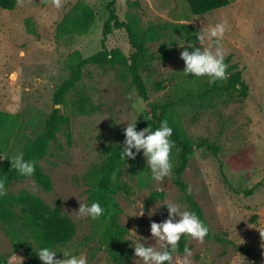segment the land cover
<instances>
[{
    "label": "rangeland",
    "instance_id": "rangeland-1",
    "mask_svg": "<svg viewBox=\"0 0 264 264\" xmlns=\"http://www.w3.org/2000/svg\"><path fill=\"white\" fill-rule=\"evenodd\" d=\"M228 1V5L198 16L190 14L185 0L116 1L121 20L131 13L139 17L143 26L164 22L190 25L197 34L205 36L203 42L198 40L201 48L211 43L207 29L223 22L226 30L220 46L225 57L231 55L230 62L236 64L248 86V96L243 100H239L236 92H229L200 100L188 97L177 106L183 130L194 147L182 179L202 209L212 234L209 240L190 238V264H264V0ZM77 2L93 10L92 24L81 36L58 35L60 22ZM107 2L60 0L57 7L53 0H17L13 10L0 9V111L17 115L21 123L6 153L0 155V168L4 156L21 152L25 142L41 130L53 108L52 94L69 73V55L77 53L86 58L100 50ZM173 38L177 40L173 56L165 62L153 63L155 73L148 81L150 102L172 98L176 83L183 78L188 80L179 55L185 44L178 34ZM105 44L107 49L118 48L125 56L131 52L123 31H114ZM149 46L151 52H158V44ZM117 69L87 66L83 70L77 89L89 98L92 111L72 113L71 103L57 107L68 114L69 129L57 134V142L50 144L46 156L38 162L51 181V191L44 192L31 178L13 183L10 188L13 193L27 190L48 205L59 206L76 226V234L64 251L83 253L88 264L111 262L103 250L97 249L92 219L76 211L79 203H87L86 175L121 138L127 121L136 116L137 121L149 118L146 102ZM206 79V76L197 79L194 86L201 88ZM155 82L161 84L157 90ZM189 82L185 88L192 85ZM76 98L73 92L70 99ZM201 143L216 146L218 152L213 154L205 146L198 147ZM139 162L137 174L124 177L132 194L115 197L120 208L118 221L128 225L130 264H143L133 255L130 243L135 237L130 230L148 237V243L154 244L150 222H160L168 216L163 205H159L172 201L187 208L172 181L173 163L169 176L155 181L140 154ZM249 189H253L251 195L245 196ZM152 191H161L164 197L146 205ZM156 207L157 212L150 215V210ZM216 237L224 242H217ZM156 246L159 247L158 243ZM0 253L7 264H26L23 253L13 250L1 230ZM182 257L183 253L175 254L172 264Z\"/></svg>",
    "mask_w": 264,
    "mask_h": 264
},
{
    "label": "trees",
    "instance_id": "trees-1",
    "mask_svg": "<svg viewBox=\"0 0 264 264\" xmlns=\"http://www.w3.org/2000/svg\"><path fill=\"white\" fill-rule=\"evenodd\" d=\"M116 1L108 0L105 5L107 17L102 24L100 50L89 57L82 58L77 53L69 55L67 66L69 73L54 90L51 101L53 108L45 117L41 130L33 139H28L21 152L26 160L36 162L35 172L32 177L20 176L16 170L10 167V159L5 156L0 168V177H6V194L0 197V230L9 239L14 251H21L25 257L26 264H42L36 256L38 246H47L64 251L76 234V226L70 217L65 215L59 206L52 207L41 198L29 193L27 190L13 193L11 185L24 179L35 180L44 192L51 191V181L43 172L38 162L42 160L50 147L57 142V134L63 129L68 131L70 119L65 111L55 106L72 104L73 112L84 114L92 111L89 98L78 90V84L82 80L83 70L87 66L99 68H118V72L125 75L130 85L135 89L137 96L146 102L149 118L137 121V130L150 125L153 129L159 126L162 119H167L169 126L173 129L171 140L175 145L170 153L171 162L174 164L172 181L178 191L182 194L184 203L188 210L194 211L198 217L207 225L208 234L204 237L212 238L209 226L204 218L202 209L195 201L189 191L187 183L182 179L188 160L194 152V147L185 134L177 106L183 99L198 97V100L236 92L239 100L248 96V86L241 77V71L236 64L230 62L231 55L225 57L224 62L228 65L225 80H217L209 84L208 78L203 80L201 88L194 86L197 79L191 74L176 83L172 90V98L166 101H149L148 81L151 74L155 73L153 63L165 62L174 54L177 40L175 34L185 44V48L191 45L200 47L197 33L188 24L148 23L143 26L136 14L128 13L125 20H121L116 11ZM190 14L198 16L228 5V0H185ZM17 0H0V9L11 11L15 8ZM93 10L83 2H77L72 9L66 13L57 28L58 35L81 36L85 34L92 24ZM114 31H123L130 46V54L125 56L118 48L107 49L106 40ZM159 45L157 53L150 51V44ZM169 47V48H168ZM173 47V48H170ZM190 50V49H189ZM189 88H185L188 82ZM189 82V84H190ZM155 89L161 87L160 82H155ZM75 92L77 98L71 100V94ZM71 100V101H70ZM21 127L18 116L0 111V155L5 154L9 142ZM124 139L123 130L121 138L111 145L106 151L104 160L89 171L86 175L88 186L87 203L98 201L105 209L104 215L97 220H92L93 235L97 238V249L103 250L111 264H130L132 250L126 239L128 225L119 223L118 213L120 208L115 201L117 194L129 197L132 194L131 186L124 180L125 176L134 177L139 166V154L134 160L120 158V146ZM205 146L213 154L218 152L214 145L201 143L198 147ZM253 189L244 192L245 196L251 195ZM164 193L152 191L149 193L145 204L162 199ZM217 242H224L221 238H215ZM190 238L181 236L178 249L175 254H182L183 248L188 246ZM56 258H62L58 252ZM0 264H7L0 253Z\"/></svg>",
    "mask_w": 264,
    "mask_h": 264
},
{
    "label": "clouds",
    "instance_id": "clouds-1",
    "mask_svg": "<svg viewBox=\"0 0 264 264\" xmlns=\"http://www.w3.org/2000/svg\"><path fill=\"white\" fill-rule=\"evenodd\" d=\"M55 6H60V0H53ZM225 24L218 22L207 29L206 35L211 42L208 47L201 48L193 45L183 48L180 51V59L184 62V73L195 77H207L208 83H214L217 80H225L228 77L226 69L228 65L224 62L225 56L220 46L221 38L225 32ZM205 36L197 34V40L203 42ZM215 45L213 50L212 45ZM183 46V44L178 45ZM190 49V50H189ZM137 116L127 121L123 128L124 139L120 146V158L122 160H134L138 154L142 155L145 163L150 169L153 180L162 181L169 176L173 164L170 159V153L175 142L170 139L173 129L169 126L167 119H162L159 126L153 129L150 125L137 130ZM5 157V156H4ZM10 159V167L17 171L20 176L32 177L35 172L36 162L24 158L23 152ZM6 177H0V197L6 194ZM35 184V180L32 181ZM166 209L168 216L160 222H150V236L155 241L154 244L148 243V237L139 235L136 231L130 230L135 239L130 243L133 248V255L140 258L143 264H172L173 253L178 249V242L181 236L203 241L208 234L207 225L198 217V215L187 208H182L179 204L169 201L166 204L161 203ZM159 207L150 210V215H154ZM78 214L87 216L92 220L99 219L105 213L98 201L91 203H79L76 210ZM144 212V211H143ZM141 212L139 215L143 214ZM128 216H138L129 214ZM158 243L159 247L156 246ZM62 253V258H55L56 254ZM36 256L42 264H88L87 257L81 253L73 254L71 251H57L52 247L38 246ZM191 255V249L187 246L183 248V257L178 259L176 264H190L188 257Z\"/></svg>",
    "mask_w": 264,
    "mask_h": 264
},
{
    "label": "water",
    "instance_id": "water-1",
    "mask_svg": "<svg viewBox=\"0 0 264 264\" xmlns=\"http://www.w3.org/2000/svg\"><path fill=\"white\" fill-rule=\"evenodd\" d=\"M56 108L58 107V105L55 106Z\"/></svg>",
    "mask_w": 264,
    "mask_h": 264
}]
</instances>
